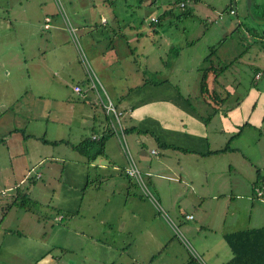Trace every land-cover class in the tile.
Segmentation results:
<instances>
[{
  "label": "rangeland",
  "instance_id": "rangeland-1",
  "mask_svg": "<svg viewBox=\"0 0 264 264\" xmlns=\"http://www.w3.org/2000/svg\"><path fill=\"white\" fill-rule=\"evenodd\" d=\"M181 1L185 4L183 8L178 0H0V120L3 122L0 137L15 128L16 115L25 120L26 125L30 123L29 127L34 120L32 133L36 138L48 130L47 137L75 143L82 137H90L92 126L98 137L107 122L116 124L112 113L107 114L101 104L97 92L104 101L106 97L95 78L113 101L116 96L126 94L132 103L149 98L154 102L152 104L158 105L157 113L150 112L143 124L137 121L142 131L148 130L147 133L138 130V133L126 134L125 139L120 135L121 140L113 136L108 141L107 153L114 164L108 168L106 176L94 167L69 163L68 159L65 173L61 166L66 158L61 156L68 157L71 151L61 154L64 146L60 145L48 149L53 152L52 157L60 161L47 158L45 163L39 164L40 179H27L15 185L16 181L11 178L7 167L8 154L4 144H0V207L9 202L10 205L21 204L17 196L9 201L16 188L20 189L18 199L23 198L21 192L36 199L28 207L15 205L11 211L14 218H21L18 229L36 241L34 254L39 255H35L36 258L47 255L50 250L54 257L60 256L57 264H109L110 260L112 264H140L129 253L134 246L132 244V249H129L132 237L128 231L132 228L138 233H151L154 239L162 238L165 233L166 249L158 253L159 257L152 264L215 263L203 250L211 241L208 243L204 238L203 247L199 248L198 240L190 235L196 232L185 231L184 226L190 227L195 222L192 219L195 213L189 204L181 208L180 213L174 205L167 207L166 200H174L173 194L164 193L161 198L158 179L152 173L145 176L141 165L159 159L163 136L172 141L167 136V132L172 131V123L165 110L170 107L180 109L186 114L190 112L195 118H205L210 114L213 107H209L208 100L204 98L202 81H209L208 87H212L215 95L209 103L226 102L229 107L237 101L238 95L243 96L250 84L260 86L261 82L253 79L255 65L261 68L264 84V61H261L264 59V34L260 31L261 28L264 30V0H251L250 5L247 0ZM234 1L237 7L235 15L229 12ZM169 7L173 8V14L151 26V17H157ZM45 17L50 18L48 28H44ZM70 28H75L74 35L69 32ZM250 28H255L259 35H248L246 30L251 32ZM79 52L85 56L87 67ZM208 54L211 62L203 63ZM211 66L215 72L213 75L207 72ZM219 69L225 72L224 75ZM91 78L95 79L97 89L91 88ZM213 78L217 81L214 82ZM144 81L148 84L140 89L139 94L128 92ZM77 82L81 83L85 93L88 91L79 102L71 90ZM149 82L153 84L150 86ZM228 91H231L230 99L225 98ZM38 92L49 93L37 98ZM178 92L183 97L179 98ZM51 96L56 99L55 112L53 101L47 100ZM64 97L69 102H62ZM184 97L190 100L186 110L182 104L175 103L176 99L185 104ZM126 103L120 105V109L126 108ZM45 106L50 110H45ZM81 122L86 128L81 126ZM137 150H143L144 155L138 157ZM152 150L156 154L151 153ZM127 153L138 162L145 177L146 191L138 187L133 178L129 180L123 174L127 167ZM59 213L64 216L63 222L53 221ZM164 213L168 218H164ZM181 213L192 217L185 219ZM147 217L150 220H146ZM102 219L109 220L110 224L99 225L97 220ZM122 219L128 225L120 224ZM86 221L91 224L88 229L84 225ZM129 222L136 226H129ZM4 224L5 221L0 222V227ZM84 229L104 231L95 257L89 256L88 251L86 256L79 253L81 248L89 249V242L82 245L84 239L74 242L70 252L66 250L68 244L57 240L68 232L73 235L76 230ZM23 234H20V239H27ZM199 235H206L207 239L211 237L210 240L215 238L207 227H201ZM11 237V241L16 238L12 234L8 240ZM149 241L154 246L153 238ZM106 242L113 248L108 250ZM149 244L140 245L145 255L149 253L146 251ZM2 245L7 248L0 249V259L2 256L8 258L2 261L6 264L24 262V259L17 260L12 256V243L4 242ZM21 248L25 253L26 245ZM74 249L80 256L75 257ZM196 254L199 259L193 257Z\"/></svg>",
  "mask_w": 264,
  "mask_h": 264
},
{
  "label": "crops",
  "instance_id": "crops-1",
  "mask_svg": "<svg viewBox=\"0 0 264 264\" xmlns=\"http://www.w3.org/2000/svg\"><path fill=\"white\" fill-rule=\"evenodd\" d=\"M235 1L229 6V12L233 9L234 13L232 14L234 15L237 12V7L234 6ZM250 30L251 32L246 30L248 35L251 34L255 37L259 35L255 28H250ZM260 31L264 34V30H262V28ZM261 61H264V59H261ZM255 66L253 69V79L261 82L259 84L260 86L250 84V88L246 89L243 96L238 95L237 101L230 104L231 107L224 102L223 107H218L216 113L211 114L213 111L211 110L210 112L208 109L210 114L209 117H205L206 120H203L205 118L202 119L204 122L203 124H201L200 118H195L190 113L186 114L180 109L177 110L170 107L165 110L164 113H168L170 115V121L172 123L170 125L172 131L169 133L167 132V136L168 138L170 137L173 142L167 141L165 136H163V139L161 137L162 142H160L161 152L158 155L159 159L154 163L148 161L144 163L143 166L141 165L145 176L152 173V175L154 174L158 179L157 185L161 198H163L162 196L164 193L173 194L174 200L171 202L166 200L167 207L172 208L174 205L176 210L180 213L182 210L181 208H185L186 205L189 204L191 207L190 210H193L195 213V215H193L194 217H192L195 222L190 225V227L194 226L193 228L184 226L185 231L186 233L196 232V234L191 233L190 235L194 240H198L199 248L203 247L202 241L204 238L208 241V243L211 241L209 246H205L203 250L206 251L210 260L215 262L213 264H225L232 257L231 250L224 239L225 234L245 229L264 227V223L260 221L262 220L264 222V84L261 81V68ZM219 67H221V65ZM219 71H221V74L224 75L225 72L223 70L219 69ZM207 72H209V75H213L215 73L212 66ZM213 79L214 82L217 81V78ZM224 79L225 78H223V80ZM227 81L228 83L231 82L230 79ZM208 82L209 81H207V83L203 82L202 93L205 99L212 101L215 95L212 91V87H208ZM75 85L77 84L74 83L71 90L75 95L76 101L79 102L81 99H84L85 94L88 93V91L85 93V90L82 88L81 94H77L73 89ZM220 85H222V82H220ZM47 93L49 92H38L37 98H43V96ZM21 95L22 94L19 96ZM230 96L231 91H228L225 98L230 99ZM17 99L18 98H16V100ZM64 99L65 97L61 101L69 102ZM47 100L53 101L52 108L55 112V97H47ZM152 103L154 102L139 99L136 104L130 105L129 103H126V108L120 109V105L119 110L115 108V110L117 109V112L120 111L118 112V114L120 113L118 117H116L113 112H110L112 113L116 124L114 125V123L109 121L108 118L109 123L107 122V124H110V126L113 127L115 133L111 137L116 136L119 140H121L120 135H122L125 139V135L129 134H125L124 130L128 131V129H130L131 132H129L132 134L135 132L138 133V130L142 131V127L139 126L138 122H142L143 124V122L147 119L145 117H147L150 112H154V114H156L158 111V105H154ZM213 108L215 110L216 107ZM45 110L48 111L50 109L45 106ZM159 112L161 114L160 109ZM68 115L69 114H67V116ZM37 118L39 119L38 115ZM34 119H36V117H34ZM15 123V128L11 129L7 134L4 133L0 137V144H4L6 150L5 153L8 154L7 160L9 161V165L7 167L9 168L11 178L16 181L15 185L24 183L31 173L32 175L30 177L40 179L42 177V173L39 171V164L45 163L44 160L47 158L51 161H60L57 157H52L53 155L51 153L53 152L50 153L48 150L58 148L60 145L64 146V150H60L62 152L61 154H67V150L71 151L68 157L61 156L62 158H66L62 162L61 166V169H64L65 173H67L68 170L66 165L68 164L66 163L67 159L70 161L69 163H77L80 166L85 167L88 165V167L91 168L94 167L101 173L102 176H106V173L109 172L108 168L114 164L113 160L107 153V143L111 137H109L105 144L107 158L97 159L95 162L98 164L95 162L89 163L84 156L71 149V147L65 143L55 145L44 143L42 141L43 139L52 141L55 138L54 136L47 137L48 130L43 132V136L36 138L32 133L34 129V120L32 125L29 127L30 123L26 125L25 120L16 115ZM81 123V126L83 127L84 123ZM107 124H105V126L99 131L100 134L98 133V137L102 135ZM2 126L3 122L0 120V129H2ZM240 126H243V128L239 131ZM92 127L91 136L93 137L96 134L94 126ZM27 130H29V132L26 135ZM144 130L145 129H143L142 132H148V130ZM20 131L23 133H20ZM229 138H231L229 141V149L226 151H219L226 146ZM167 145H172L175 148L168 147ZM151 153L156 154L154 150H152ZM137 154L138 157L143 156V150H137ZM134 160L139 168L138 162L135 158ZM34 164L38 165L34 166ZM114 168L115 167L113 166L112 169ZM140 169L141 168H139V170ZM124 171L125 168L123 169V174L125 175ZM140 171L143 183L145 184V177L142 170ZM36 174H39V176ZM81 175L83 176V173H81L80 176ZM256 189L260 191V194L257 193ZM51 191L54 192L55 189L52 188ZM15 194L16 190L14 195L11 194L9 201L16 198L17 194ZM4 196L6 197V195ZM181 204L183 207H181ZM13 206L15 205H10L9 202L5 205H1L0 207V222L5 221L6 223V225L4 224V226L0 227V249L7 248L6 245H2L4 242H7L10 245L12 243V256H14L17 260L24 259V262L20 264H57L58 261H60V256L54 257V255L50 254V250L47 251V255L36 258L35 255L39 256L38 254H34L36 250V241L31 238V235H24L22 230L18 229L20 228V224L22 222H20L21 218H19V216L16 218L12 216L11 211ZM155 210L158 213V210ZM261 210L262 213L259 212ZM92 214L93 212L91 215ZM138 215L140 216L141 213ZM92 217L96 218L95 216ZM148 217L146 220H150ZM183 217L185 218L184 215ZM63 219L64 216L60 215V213L58 216L53 217V221L56 222H63ZM71 220L72 219L67 220V222ZM87 221L84 225L87 226L88 229L91 224H88ZM97 221L100 223L99 225L103 227L104 225L110 224L109 220L105 221L102 219ZM124 221L125 220L122 219L120 224L126 225L127 223ZM133 221L135 222V219H133ZM129 226L136 225L129 222ZM201 227L209 228L215 234L212 236L215 238L210 240L211 237L207 239L206 235L200 236L199 232ZM87 229L76 230L73 235H70V232H68L66 234L67 237H58L57 240H63L65 242L64 244H68L66 250L67 252H70V246L74 244V242L78 243L84 239L85 242L82 245L85 246V244L87 245L89 242V249L83 250V248H81L82 252L79 251V253H84V256H86V251H88L89 256L95 257V254L99 252L98 242L102 244L104 231L100 229L94 232L88 231ZM25 230L27 229L25 228ZM12 234H14L16 238L11 241V237L10 240H8L9 236H12ZM20 234H23V237L27 239H20V237H22ZM128 234L132 237V240L129 241V249H132L131 246L134 244L133 249L129 251V253L132 258L134 257L140 262V264H152L159 257L158 253L166 249L165 233L164 235L162 234V238L154 239L151 233H138L136 232V229L133 230L131 228V231H128ZM145 237H147V239H145ZM140 238L144 239L139 240ZM150 238H153L154 246L149 244L151 243V241H149ZM156 243L158 245H156ZM24 244L27 247L25 253H23L21 248ZM107 244L108 242H106V245ZM146 244H149L146 250L149 253L145 255L144 251L142 252L140 245ZM54 246L58 245L54 244ZM107 246L108 250L113 248V246L109 244ZM72 252L75 257L80 256L76 249ZM33 256L36 259H33ZM6 259H8L6 256H2L0 264H6L2 261ZM108 263L112 264L113 262L110 260Z\"/></svg>",
  "mask_w": 264,
  "mask_h": 264
},
{
  "label": "trees",
  "instance_id": "trees-1",
  "mask_svg": "<svg viewBox=\"0 0 264 264\" xmlns=\"http://www.w3.org/2000/svg\"><path fill=\"white\" fill-rule=\"evenodd\" d=\"M178 2L180 3L182 1L178 0ZM172 9H173L172 7H169L168 9H165L157 17H151L150 25L153 26L154 24L160 23L161 20L170 16V14H173ZM183 15H185V13H183ZM152 18H154L155 20H153ZM152 29H154V28L152 27ZM154 31H155V29H154ZM209 57H211L210 54H208L203 59L202 62L208 63V61H210ZM202 82H204V81H202ZM149 83H150V86H151V84H153L151 82H149ZM76 84L80 86L81 83L77 82ZM147 84H148V82L144 81L142 84H140V86H134L132 89L130 88L131 90H129L128 92H134V93L139 94L140 89ZM96 88H98L97 85H96ZM107 94H108V92H107ZM178 95H179L178 96L179 98L183 97L182 94L179 92H178ZM108 96H109V94H108ZM109 98H110V96H109ZM128 99H129V95L127 97L126 94H123V95L116 96L115 100L113 101L111 99V101H112L113 105L115 106V108H117L119 110V105L126 103V101L130 105L136 104V103L130 102ZM141 99L144 101H149V98H144V99L141 98ZM183 101L185 102V104L175 99V103L176 104L177 103L182 104L184 109L186 110V106L190 105V100H188V98L184 97ZM209 102H211V101L208 100V102H207L209 107H210V105H212V107H216L215 110H214V108L211 109L213 111L211 114L216 113L217 112L216 109L218 107L221 108V106L223 107V104H224V102L213 103V104H211ZM118 112H120V111H118ZM208 117H209V115H208ZM199 118H201V117H199ZM201 119H203V118H201ZM203 120H206V118ZM243 126H245V125H243ZM243 126H240L239 131L241 130V128H243ZM129 131H130V129H128V131L124 130L125 134L131 132V131L130 132ZM20 133H23V132L20 131ZM113 134H115L113 127H111L110 124H107L106 128L103 130L102 135L97 137L96 139L92 138V136H91L92 133H91L90 137H84L83 139H81L75 143L71 142L70 140H66V139L52 140V141L43 139L42 141L44 143H50L53 145L65 143L66 145L71 147V149L77 151L80 155L84 156L89 163L90 162L93 163L99 158H103V159L107 158V154H106V150H105V144H106V141L109 139V137H111ZM235 135H237V134H235ZM22 136L24 137L23 134H22ZM25 137H27V136H25ZM230 140H231V138H229L226 146L219 151L228 150ZM0 142H1V139H0ZM168 147L175 148L172 145H170ZM96 164H98V163H96ZM125 176L129 180H131V178L126 173H125ZM30 179L34 180L36 178L35 177H30V178L28 177V180H30ZM19 191H20V189L16 188L17 200H20L21 204L19 205V203H14L15 205H17L19 207H28V206H30L29 203L31 204L32 202H36L32 198L27 196V194L25 192H21V194H22L21 196H23V198L21 197V199H18V196L20 194ZM187 215L188 214L185 215V218ZM186 219H189V218H186ZM224 239H225L226 243L228 244V246L231 250V253H232V257L225 264H264V227L254 228V229H245V230H241V231L228 233V234H225ZM191 260H194V259H191Z\"/></svg>",
  "mask_w": 264,
  "mask_h": 264
},
{
  "label": "built area",
  "instance_id": "built-area-1",
  "mask_svg": "<svg viewBox=\"0 0 264 264\" xmlns=\"http://www.w3.org/2000/svg\"><path fill=\"white\" fill-rule=\"evenodd\" d=\"M180 6L183 8V7L185 6V4H184L183 2H181V3H180ZM230 13H231V14L234 13V10L231 9V10H230ZM152 19L155 20L154 18H152ZM49 21H50V18H49V17H45L44 28H48V27H49ZM69 32H70L72 35H74V33H75V28H70V29H69ZM79 54H80V58H81V60H82L83 63L85 64V67H87V65H86L87 62H86V60H85V56H84L83 53H81V52H79ZM95 79H96V81L100 84V87H101V89H102V91H103V94H104V96L106 97V101H104V99L101 97V95L97 92L98 97H99V99H100V101H101V104L103 105L104 108H106V112H107V113L113 112V113L116 115V117H118V116L120 115V113L118 114V112L115 110V106L113 105L111 99L109 98V96H108V94H107L105 88H104L103 85L98 81L97 78H95ZM95 79L91 78L92 86H93V87H91V88H96V82H95ZM73 89H74V92L77 93V94H81V92H82L81 87L78 86V85H75V86L73 87ZM96 89H97V88H96ZM92 138H93V139H96L95 136H93ZM126 157H127V167L125 168V173H126L129 177L133 178V180L136 181V183L138 184V186H140L141 188H143L144 191H146L147 188H146L145 184L143 183L142 174H141V172H140V170H139V168H138V166H137V164H136L134 158H132L131 155H130L129 153L126 154ZM36 175L39 176V174H36ZM256 190H257V193L260 194V191H259L258 189H256ZM158 209L161 210L160 207H158ZM163 216H164L165 219L168 218L167 215H166L165 213L163 214ZM191 217H192L191 215H187V216H186V218H191ZM172 225H173V224H172ZM173 226L176 227L175 225H173ZM176 229H177V228H176ZM197 256H198V257H197ZM193 257L196 258V259H199V258H200L199 255H197V254H196L195 256H193ZM200 263H201V264H205V262H203V261H201Z\"/></svg>",
  "mask_w": 264,
  "mask_h": 264
},
{
  "label": "water",
  "instance_id": "water-1",
  "mask_svg": "<svg viewBox=\"0 0 264 264\" xmlns=\"http://www.w3.org/2000/svg\"><path fill=\"white\" fill-rule=\"evenodd\" d=\"M247 2H248V5H250V3H251V0H247Z\"/></svg>",
  "mask_w": 264,
  "mask_h": 264
}]
</instances>
